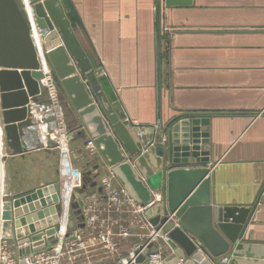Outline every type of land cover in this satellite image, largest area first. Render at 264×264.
Masks as SVG:
<instances>
[{"label":"crops","instance_id":"crops-1","mask_svg":"<svg viewBox=\"0 0 264 264\" xmlns=\"http://www.w3.org/2000/svg\"><path fill=\"white\" fill-rule=\"evenodd\" d=\"M60 1L109 105L133 140L146 146L159 141L160 132L178 117L206 116L200 131L208 133L203 151L209 153L213 206L247 210L264 180V0H192L185 7H165L164 0ZM60 89L74 167L85 175L95 169L100 177L108 175L111 170L99 154L93 160L84 155L90 137ZM86 183L83 177L82 189L68 199L67 229L81 234L87 245L71 264H122L154 233L145 216L161 203L160 194L153 193V203L143 210L127 204L107 210L101 188L92 200V190L83 191ZM112 186L121 187L116 179ZM15 190L13 185L12 199L32 189ZM62 211L61 205L56 233ZM109 225L113 252L101 241ZM122 228L125 237L119 236ZM163 236L151 242L150 251L159 252L158 264H179L177 250ZM242 242L264 245V193ZM233 249L214 259L198 247L210 264H224V258L227 264H264L258 259L234 262Z\"/></svg>","mask_w":264,"mask_h":264},{"label":"water","instance_id":"water-1","mask_svg":"<svg viewBox=\"0 0 264 264\" xmlns=\"http://www.w3.org/2000/svg\"><path fill=\"white\" fill-rule=\"evenodd\" d=\"M29 3L34 28L42 40L54 76L106 166L130 198L143 207L150 206L153 193L159 192L161 203L148 209L145 216L154 227V234L165 235L168 246L177 250L176 257L184 264H210L199 252V246L214 259L234 248V262L264 260V245L242 242L264 193V180L247 210L213 206L211 169L207 166L209 153L203 151L208 133L200 131L201 126L207 125V117H178L160 132L159 141L146 146L136 143L109 105L61 1L29 0ZM164 4L165 7H185L190 6L192 0H164ZM0 67L6 69L0 73L1 87L4 79L14 81L16 86L23 80L28 95L34 100L43 94L38 84L41 74L35 48L16 0H0ZM2 101L4 104L11 102L8 106H22L27 103L26 93L3 94ZM17 118H25V109L17 111L14 119ZM6 177L0 195L3 235L16 238L20 245L29 244L20 251L21 256L54 244V226L58 222L57 212L61 211L59 184L3 201V196L11 197ZM75 197L82 207L79 194L75 193ZM68 226L72 228L73 224ZM44 236L46 241L42 239ZM152 246L149 243L138 246L133 253L134 264H150Z\"/></svg>","mask_w":264,"mask_h":264},{"label":"built area","instance_id":"built-area-1","mask_svg":"<svg viewBox=\"0 0 264 264\" xmlns=\"http://www.w3.org/2000/svg\"><path fill=\"white\" fill-rule=\"evenodd\" d=\"M21 5L23 8V13L26 17V20L31 27L34 35V48L36 52L37 61L39 64V73L41 74V78L39 80L40 91L43 94L37 96L38 100L37 106L39 108V116H38V126L42 127L47 131L49 135V140H56L57 143L61 145L59 149L62 177L64 183L68 181L69 184V192L68 195H63L62 192L60 194L61 205L63 206V216L60 221V226L58 227V233L55 232L54 237L56 242L52 245H46L43 249L33 252L28 255H20V251L29 244L20 245L16 238H7L3 235L2 230H0V264H63L65 261L67 264L74 263L77 258L80 257V254L86 250V241L83 239L82 235L76 232L69 233L67 229V214H68V199L72 195L74 191H78L83 187V177L86 179L87 183L92 184V200L95 199L97 188H101L104 192L102 197V202L105 205L107 210H115L121 207L124 204L140 207L139 209H145L139 204H137L134 200L130 198L128 193L122 188L118 187L114 189L112 186V181L115 180L114 175L110 172L106 176H99L96 169L94 172H89L87 175L83 174L81 171L76 169L71 160V153L68 148L70 142V132L65 124V116L62 109V103L60 99V92L57 85V82L54 77L53 70L48 61L46 51L43 48L42 40L40 36L37 34V31L34 28L33 17L31 13V4L29 0H21ZM41 99V100H40ZM29 130L26 132V140L28 138L31 140L34 138L33 129L28 128ZM53 130V131H51ZM39 135V134H37ZM84 155L88 157V159L93 160L98 156V149L92 139L86 141V145L84 146ZM92 163V162H91ZM66 169L67 177L63 172ZM91 223V221L89 220ZM154 232V231H153ZM128 235L126 229H121L119 231L120 237H125ZM164 239L167 240L166 236ZM114 238V233L112 231V225L105 227L104 232L101 235V241H103L105 248L113 252L115 251V245L112 241ZM159 239V234L155 235L152 233L149 241L146 244H152V241H157ZM162 238V240H164ZM145 244V245H146ZM134 252L129 254V259L122 260V264H134ZM152 255H149V263L150 264H158L160 259V254L151 252ZM228 258H224L222 263L227 264ZM183 260H180L179 264H182Z\"/></svg>","mask_w":264,"mask_h":264},{"label":"rangeland","instance_id":"rangeland-1","mask_svg":"<svg viewBox=\"0 0 264 264\" xmlns=\"http://www.w3.org/2000/svg\"><path fill=\"white\" fill-rule=\"evenodd\" d=\"M16 2L26 20L20 1L16 0ZM28 28L31 41L34 43L35 35L29 24ZM4 71L6 69L0 67V73ZM55 80L61 94L60 85L56 78ZM84 80L86 82L85 78ZM14 83L12 80L7 81L4 79L2 87L0 86V188L4 187V176H7L6 178L9 180L10 192L13 185L16 188V192H23L24 190L22 189L24 188L25 190L34 189L33 191H35L36 189L55 183L62 184L64 183L62 177L63 167L60 165L61 159L59 153L61 145L56 140L53 141V138L49 140L47 131L38 126V98L34 100V98L28 95L27 86L23 80L17 86ZM86 84L88 86L87 82ZM23 91L26 93V104L22 106L16 104L8 106L11 102L3 103V94L14 95ZM60 99H62V95H60ZM65 102L62 99V109L65 107ZM21 109H25V118L22 120L20 118L14 119L17 111ZM64 116L66 117L65 112ZM66 119L65 124L69 130ZM30 127L33 129L32 136L34 138L31 140L28 138L27 141L26 132ZM15 145H18V147H15ZM100 171L102 173L107 171L102 164H100ZM32 190L28 192H33ZM1 193L3 194V191ZM10 194L12 195V193ZM2 198L3 201L12 200L8 196H3Z\"/></svg>","mask_w":264,"mask_h":264},{"label":"bare ground","instance_id":"bare-ground-1","mask_svg":"<svg viewBox=\"0 0 264 264\" xmlns=\"http://www.w3.org/2000/svg\"><path fill=\"white\" fill-rule=\"evenodd\" d=\"M61 154V152H60ZM67 177V171L66 169L63 171ZM4 188V187H3ZM3 188H0V195L2 194L1 192L3 191ZM61 192L63 195H68V192H69V184H68V181L65 183H62L61 185Z\"/></svg>","mask_w":264,"mask_h":264},{"label":"trees","instance_id":"trees-1","mask_svg":"<svg viewBox=\"0 0 264 264\" xmlns=\"http://www.w3.org/2000/svg\"><path fill=\"white\" fill-rule=\"evenodd\" d=\"M90 186H92V184H90V183H86V186H84V192H86V191H88L87 193H89L91 190H93L92 189V187H90Z\"/></svg>","mask_w":264,"mask_h":264}]
</instances>
